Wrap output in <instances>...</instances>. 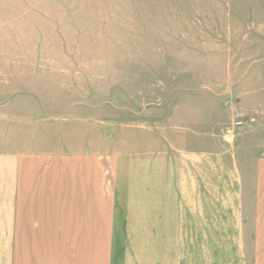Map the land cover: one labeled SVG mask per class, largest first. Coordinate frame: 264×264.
I'll return each mask as SVG.
<instances>
[{"label":"crops","instance_id":"1","mask_svg":"<svg viewBox=\"0 0 264 264\" xmlns=\"http://www.w3.org/2000/svg\"><path fill=\"white\" fill-rule=\"evenodd\" d=\"M32 104L0 107V264H264V156L175 109Z\"/></svg>","mask_w":264,"mask_h":264},{"label":"rangeland","instance_id":"2","mask_svg":"<svg viewBox=\"0 0 264 264\" xmlns=\"http://www.w3.org/2000/svg\"><path fill=\"white\" fill-rule=\"evenodd\" d=\"M9 1L0 0V22L15 15L0 27V107L82 102L165 109V119L175 109L181 128L207 126L242 169L264 156V0ZM236 121L244 126L228 144Z\"/></svg>","mask_w":264,"mask_h":264},{"label":"built area","instance_id":"3","mask_svg":"<svg viewBox=\"0 0 264 264\" xmlns=\"http://www.w3.org/2000/svg\"><path fill=\"white\" fill-rule=\"evenodd\" d=\"M242 126H244L243 121H236L233 125H231L230 127H227L223 131L224 141L228 144L234 143V141L237 137V134H238V129H240V127H242Z\"/></svg>","mask_w":264,"mask_h":264}]
</instances>
